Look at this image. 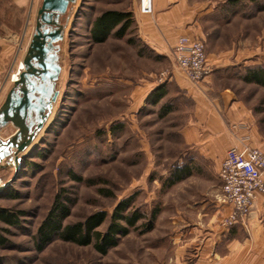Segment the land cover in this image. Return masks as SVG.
Instances as JSON below:
<instances>
[{"label":"rangeland","instance_id":"1","mask_svg":"<svg viewBox=\"0 0 264 264\" xmlns=\"http://www.w3.org/2000/svg\"><path fill=\"white\" fill-rule=\"evenodd\" d=\"M228 1L190 0L192 8L215 2L213 12L198 24L201 35L190 37L203 43L212 68L211 76L202 81L213 90L209 98L227 92L242 108L250 133L264 141V88L243 82L249 68L264 66V0H243L227 9ZM75 4L60 43L59 96L48 123L24 155L30 167L16 176L0 171V190L7 187L0 193V210L23 214L17 228L0 222V238L6 241L0 246V264H178V217L193 219L187 207L207 193L208 185L191 177L195 168L178 167L180 160L189 158L181 130L191 119L192 106L169 82L178 73L172 59L177 38L164 56L144 45L136 31L137 0ZM108 10L131 13L134 24L123 38L95 44L88 32L91 22ZM7 16L11 20L21 14L11 10ZM28 36L21 50L16 46L20 40L10 45L7 75L22 59ZM162 73L168 79L161 83ZM159 86L168 91L153 106L151 97ZM162 105L172 108L164 117L158 116ZM234 126L225 120L231 137L236 135ZM13 132L9 127L1 135ZM181 169L183 178L176 181ZM70 174L85 182H73ZM104 190L110 196L100 192ZM58 195L70 209L66 224L82 222L96 212L110 214L119 201L134 197L133 205L147 218L155 213L153 221H144L152 229L130 231L106 256L92 247L60 241L37 253L31 235ZM107 225L106 219L99 231Z\"/></svg>","mask_w":264,"mask_h":264},{"label":"crops","instance_id":"2","mask_svg":"<svg viewBox=\"0 0 264 264\" xmlns=\"http://www.w3.org/2000/svg\"><path fill=\"white\" fill-rule=\"evenodd\" d=\"M39 0H0V103L7 94L2 86L9 64L11 46L18 42L28 21L27 33L31 36ZM190 0H153L151 16L135 14L138 39L154 54L167 55L169 48L180 36L201 35L198 24L213 12L215 2L190 5ZM21 14L8 18L9 11ZM18 27H16V23ZM31 30V31H30ZM30 31V33H29ZM29 36V38H30ZM29 41V40H28ZM28 43V42H27ZM11 45V46H10ZM27 45V44H26ZM175 45V44H174ZM173 45V46H174ZM173 48V47H172ZM218 65L215 66V68ZM15 76V75H14ZM13 76V77H14ZM12 77V78H13ZM14 80V78H13ZM212 80V79H211ZM178 88L192 106L191 119L181 131L188 146V159L179 161L178 167L195 168L191 177L207 183V193L192 201L187 211L191 221L178 217L176 248L178 264H264V195H257L248 217L228 229L220 222L229 213V207L219 201L221 188L219 167L228 149L250 147L264 150V141L250 133L243 110L231 101L227 92L217 97L207 84L192 85L180 73L174 72L169 81ZM211 99V100H210ZM228 118L235 125L236 135L230 136L225 127ZM12 126L0 130L1 134ZM15 131V129H14ZM14 133V132H13ZM11 172L2 170V172Z\"/></svg>","mask_w":264,"mask_h":264},{"label":"water","instance_id":"3","mask_svg":"<svg viewBox=\"0 0 264 264\" xmlns=\"http://www.w3.org/2000/svg\"><path fill=\"white\" fill-rule=\"evenodd\" d=\"M77 0H39L34 26L18 75L0 105V130L15 129L7 139L0 138V171L16 175L20 158L48 122L59 91L60 43L65 36Z\"/></svg>","mask_w":264,"mask_h":264},{"label":"trees","instance_id":"4","mask_svg":"<svg viewBox=\"0 0 264 264\" xmlns=\"http://www.w3.org/2000/svg\"><path fill=\"white\" fill-rule=\"evenodd\" d=\"M241 1L243 0H229L224 5H227V9H229L230 6L236 5ZM246 1L254 3L257 0ZM223 13H225L224 10ZM133 24L134 19L129 12L124 13L116 10L102 11L92 20L88 32L93 43L99 44L111 37L123 38ZM243 82L264 88V66H260V68H249L243 78ZM167 91L168 88L166 86L157 87L154 96L151 97L153 106L159 105ZM171 111L172 108L162 105L158 110V116L164 117ZM25 160V156L20 158L18 163L19 169L16 175L30 167V164ZM182 171L183 169L176 171V181L183 178L180 175ZM69 178L73 182H85V180L75 175L70 174ZM93 183V181L87 182L88 185H93ZM6 188L4 187L0 190V193ZM100 192L110 196V192H107V190ZM62 198L63 195L55 197L50 207L51 209L31 235L33 250L37 253H43L51 243L60 241L75 247H92L99 255L106 256L110 249L118 246L120 238L128 236L130 231L141 229L144 233H148L152 229V224L149 223L146 225L144 221H147L149 218L153 221L155 213L152 212L149 218H147L146 214L133 205L134 197L119 201L110 214L105 211L96 212L82 222L69 224H66L65 220L70 216V209L66 203L60 201ZM22 215V212L11 213L6 210H0V222L17 228L19 226V217ZM106 219L108 225L104 232H100L99 229L103 226ZM5 242L4 239L0 238V246H3Z\"/></svg>","mask_w":264,"mask_h":264},{"label":"built area","instance_id":"5","mask_svg":"<svg viewBox=\"0 0 264 264\" xmlns=\"http://www.w3.org/2000/svg\"><path fill=\"white\" fill-rule=\"evenodd\" d=\"M137 2V12L140 16L152 15L153 0H137ZM27 28L28 21L19 43H16L19 50L28 35ZM172 59H174L178 73L192 85L201 84L213 73L205 57L203 43L194 37H178L172 49ZM21 68L20 60L15 72L6 74L2 86L7 85L8 82L12 84L14 81L12 77L14 75L17 77ZM166 79L168 75L162 73L159 82L162 83ZM218 174L221 188L219 201L229 207V213L221 220L220 227L228 229L235 223L244 222L252 209L256 196L264 195V150L250 147L228 149L220 163ZM0 185H2L1 179Z\"/></svg>","mask_w":264,"mask_h":264},{"label":"flooded vegetation","instance_id":"6","mask_svg":"<svg viewBox=\"0 0 264 264\" xmlns=\"http://www.w3.org/2000/svg\"><path fill=\"white\" fill-rule=\"evenodd\" d=\"M25 54V53H24ZM24 56V55H23ZM22 59H23V57H22ZM22 59H21V62H22ZM22 64V63H21ZM21 70H23V65H22V69H20L19 71H18V73H17V77H18V75L20 74V71ZM18 80V78L16 79V80H14L13 81V83L15 82V81H17ZM13 83H12V85H13ZM12 85H10V87L7 89V91H6V93L11 89V87H12ZM8 94V93H7ZM7 94L5 95V97H4V99L2 100V102L0 103V105L4 102V100H5V98H6V96H7Z\"/></svg>","mask_w":264,"mask_h":264},{"label":"bare ground","instance_id":"7","mask_svg":"<svg viewBox=\"0 0 264 264\" xmlns=\"http://www.w3.org/2000/svg\"><path fill=\"white\" fill-rule=\"evenodd\" d=\"M21 69H22V68H21ZM13 78H14V80H16V79H17L16 75H15ZM47 123H48V122H47ZM1 130H2V129H1ZM37 137H38V135H37ZM37 137L35 138V140L37 139ZM35 140L33 141V143L35 142ZM33 143H32V144H33ZM32 144H31V145H32ZM31 145H30V147H31ZM30 147L27 148L26 151L22 154L23 156H24L27 152H29Z\"/></svg>","mask_w":264,"mask_h":264}]
</instances>
